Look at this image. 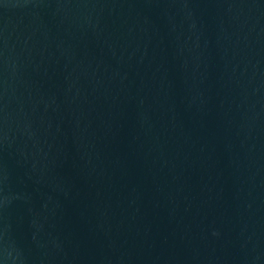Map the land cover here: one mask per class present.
Segmentation results:
<instances>
[{"label": "water", "instance_id": "water-1", "mask_svg": "<svg viewBox=\"0 0 264 264\" xmlns=\"http://www.w3.org/2000/svg\"><path fill=\"white\" fill-rule=\"evenodd\" d=\"M0 264H264V0H0Z\"/></svg>", "mask_w": 264, "mask_h": 264}]
</instances>
